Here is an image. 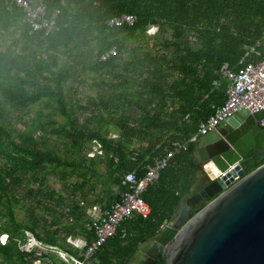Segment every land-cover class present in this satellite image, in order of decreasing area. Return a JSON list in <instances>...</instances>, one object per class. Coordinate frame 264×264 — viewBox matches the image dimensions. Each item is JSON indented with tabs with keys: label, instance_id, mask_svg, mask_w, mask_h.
Returning a JSON list of instances; mask_svg holds the SVG:
<instances>
[{
	"label": "trees",
	"instance_id": "trees-1",
	"mask_svg": "<svg viewBox=\"0 0 264 264\" xmlns=\"http://www.w3.org/2000/svg\"><path fill=\"white\" fill-rule=\"evenodd\" d=\"M44 2L48 13L60 11L59 30L46 38L40 33L31 34L29 27L21 23V10L14 7L8 11L0 3V31L18 34L16 42L4 49L0 46V159L4 162L0 170V217L5 218L0 223V235L8 236L5 245L0 244V264H65L55 254L34 257L20 251L22 230L76 257L82 251L66 239L78 236L87 244L94 239L93 231L86 228L91 221L86 210L93 205L87 206L84 196V200H74L70 209L66 204L73 224L64 225L55 218L50 230L39 226L34 216L28 222L18 220L14 213L18 197L14 193L25 175L31 179L29 196L36 193L50 202L54 192L43 187V177L49 172L59 169L66 182L69 175L78 172L80 185L84 186L90 182L87 175L97 174L103 165V184L116 188L105 196L102 207L109 208L126 190L121 185L124 174L134 172L142 177L147 165L162 157L173 143L188 142L199 124L224 103L229 82L217 75L222 64L228 63L231 70L237 71L247 62L264 59V0H67L73 6L64 5L62 0ZM122 15L133 16L134 24L107 25L110 19ZM151 26L158 28L160 36L168 32L169 37L161 44L163 49H172L173 58L165 52L145 51L121 62L128 43ZM91 42H96V48L89 55L94 52L95 59L88 62V69L99 77L107 74L109 82H118L109 83V94L98 101L101 112H96L93 103L87 104L92 105L91 112L78 104L68 84L71 67L59 60L61 54ZM17 46L21 53L15 51ZM112 48L115 55L101 61L100 56ZM215 80H219L218 87L213 85ZM130 85L134 92H130ZM36 104L54 106L62 122L35 120L31 129L25 128L12 139L6 127L10 113ZM135 108L138 116L132 114ZM36 130L41 136H34ZM110 132L117 137L111 138ZM47 134L65 138L67 154L48 147ZM132 139L138 141L137 147H131ZM93 142L101 153L89 158ZM193 151L194 143H189L187 150L176 155L159 179L147 187L142 198L150 214L125 220L116 236L94 255L97 264H128L143 238L171 218L192 185ZM37 182L41 187L34 191L31 183ZM71 193L74 196L76 190ZM40 199L35 201L38 207L42 205ZM55 201L61 211L66 208L62 206L63 196L58 195ZM121 229L127 233L124 239Z\"/></svg>",
	"mask_w": 264,
	"mask_h": 264
},
{
	"label": "water",
	"instance_id": "water-1",
	"mask_svg": "<svg viewBox=\"0 0 264 264\" xmlns=\"http://www.w3.org/2000/svg\"><path fill=\"white\" fill-rule=\"evenodd\" d=\"M264 110H241L197 139L188 194L128 264H264ZM259 164V165H258ZM231 167L238 182L212 175ZM232 173V172H231Z\"/></svg>",
	"mask_w": 264,
	"mask_h": 264
},
{
	"label": "built area",
	"instance_id": "built-area-1",
	"mask_svg": "<svg viewBox=\"0 0 264 264\" xmlns=\"http://www.w3.org/2000/svg\"><path fill=\"white\" fill-rule=\"evenodd\" d=\"M0 3H3L8 11H11L14 7L21 10L23 16L20 21L29 27L31 34L40 33L46 38L59 30L57 20L60 11L59 9H54L48 13L44 0H0ZM134 22L135 18L133 16L122 15L110 19L107 25L109 27H120L123 24L133 25ZM115 53V48H112L102 54L100 60L106 61ZM217 75L229 82L225 101L214 114L199 124L197 133L186 143H173L162 157L145 167V174L142 177H137L134 172L124 174L121 178V185L126 190L121 193L119 199L111 207L105 208L98 205L89 207L91 221L86 226L88 230L93 231V241L87 244L82 238L68 237L66 239L70 246L82 251L80 257L69 255L57 246L38 241L27 231L22 246H18L20 251L31 253L34 248H37L41 251H49V253L55 254L59 260L67 264H97L93 260L94 255L107 241L116 236L125 220L134 219L138 216L146 217L150 214V207L142 198L143 193L148 186L159 179L160 173L171 165L176 155L187 150L189 143H195L198 138L207 135L229 116L241 110L245 109L251 113L264 110V59L258 62H247L238 68L237 71L231 70L229 64L224 63L220 66ZM213 85L218 87L219 80H215ZM260 126L264 127V119L261 120ZM233 171L234 167H231L224 173H218L216 178L221 179L230 174V177L227 178L231 180L227 185L228 188L245 175H240L237 171L233 173ZM120 236L122 239L126 238V231L121 229ZM7 237V235H4L0 242L1 245H5ZM41 251L38 254L39 257L45 253Z\"/></svg>",
	"mask_w": 264,
	"mask_h": 264
},
{
	"label": "rangeland",
	"instance_id": "rangeland-1",
	"mask_svg": "<svg viewBox=\"0 0 264 264\" xmlns=\"http://www.w3.org/2000/svg\"><path fill=\"white\" fill-rule=\"evenodd\" d=\"M64 5L73 6L74 3H68L67 0H62ZM139 36V35H138ZM168 32H165L164 35L160 36V31L158 32L157 27H148L147 30L143 35L138 37L135 40H132L128 43L127 49L121 55V62L123 61H130L135 57L137 54H142L143 52H165L164 54L167 55L169 58H173L172 49H163L162 42L163 38H168ZM18 38V34L13 32L12 30L0 31V46L4 49L5 47L9 46L12 42H16ZM96 48V42H91L86 46L80 47L78 50L72 51V53H68L67 55H60V62L62 64L69 65L72 70V79L68 84L73 87L74 98L78 102L80 106L88 108L89 112L93 110L92 105L87 104H95L96 105V112H101L99 108L98 101L104 96L109 94L110 87L108 86L109 83L117 84L118 82H109L111 78L109 76L104 75L99 77V75L93 74L88 69V62L95 59L94 52L90 56L92 50ZM15 51L21 53V49L19 46L15 48ZM62 51V50H61ZM74 60V61H73ZM94 78H98L99 82L95 81ZM129 79H132V75L128 76ZM102 79L103 82H100ZM130 92H134V87L128 86ZM132 114L138 116V110L135 108L132 111ZM52 119L57 121L59 124L62 122L63 118L56 113L55 107L50 106L47 107L44 104H36L30 106L27 110H18L11 112L8 119L6 120V127L10 132L11 138L15 139L17 134L22 132L25 128L31 129L33 126V122L38 119L42 120L41 122ZM82 118V117H81ZM35 137L41 136V131L36 130L33 132ZM111 138H116L117 135L113 132L109 133ZM47 146L50 148H56L59 152L63 154H67L65 152L66 148L69 149V145L66 143V139L62 137H57L55 135H46ZM131 147H137L138 141L132 139ZM101 150L99 146L93 142L90 144V150L87 153V157L91 158L94 154H100ZM4 162L0 159V170L3 168ZM70 171V170H68ZM106 171L103 165H101L98 169L97 174L87 175V178L90 179V182L85 183L84 186L80 185L81 177L79 176L78 172H75L74 175H69L67 182L63 180L62 173L59 169L54 172H49L47 176H44L45 179L43 187H46L47 191L54 192L52 195V200L47 202L46 199H40L36 193L32 196H29L27 192V188L29 187V182H31L30 176L25 175L22 178V186L18 187L16 192L14 193L15 196L18 197V202L14 207V213L18 220L22 222H28L32 216H34L38 220L39 226H44L47 229L51 228L52 220L61 219V222L65 224H73L75 221L71 215H68L66 204H68V208L70 209V205H72L73 201H81L84 200L82 197H86V204L87 206L98 205L103 206L105 201V196L107 193L109 195L115 191V187L108 188L106 183L103 184L104 179L106 177ZM99 181V182H97ZM77 184V187L74 188L73 185ZM31 187L34 191H37L41 186L39 182L31 183ZM49 189H48V188ZM76 190L75 195L73 196L71 191ZM63 196V207L66 208L61 211V206L57 204L55 201L57 196ZM40 199L42 201V205L39 207L36 206L35 201ZM97 201V203H95ZM89 207L86 210V214L88 212ZM88 215V214H87ZM73 220H71V219ZM5 218L0 217V223H2ZM24 234V239L18 242V246H22V242H24L26 238V231L22 230ZM4 235H0V242L2 241ZM41 250L34 248L31 253L34 254V257L39 256ZM45 252L43 254L52 255L49 251H41ZM58 259V257H56ZM65 263V262H64ZM33 264H41L40 262L36 261ZM67 264V263H65Z\"/></svg>",
	"mask_w": 264,
	"mask_h": 264
},
{
	"label": "bare ground",
	"instance_id": "bare-ground-1",
	"mask_svg": "<svg viewBox=\"0 0 264 264\" xmlns=\"http://www.w3.org/2000/svg\"><path fill=\"white\" fill-rule=\"evenodd\" d=\"M210 172H211V174L214 175V176L218 174V170H217L216 168H214L213 166H211V168H210Z\"/></svg>",
	"mask_w": 264,
	"mask_h": 264
},
{
	"label": "flooded vegetation",
	"instance_id": "flooded-vegetation-1",
	"mask_svg": "<svg viewBox=\"0 0 264 264\" xmlns=\"http://www.w3.org/2000/svg\"><path fill=\"white\" fill-rule=\"evenodd\" d=\"M153 234H151L150 236H152ZM150 236H145L143 239H148ZM163 259L162 257H160L158 260H156V264H164V263H160V260ZM164 261V260H163Z\"/></svg>",
	"mask_w": 264,
	"mask_h": 264
},
{
	"label": "crops",
	"instance_id": "crops-1",
	"mask_svg": "<svg viewBox=\"0 0 264 264\" xmlns=\"http://www.w3.org/2000/svg\"><path fill=\"white\" fill-rule=\"evenodd\" d=\"M87 214H88V216H89V209H88ZM86 228H87V226H86ZM73 238H78V239H79V238H81V237H78V236H77V237H73Z\"/></svg>",
	"mask_w": 264,
	"mask_h": 264
}]
</instances>
